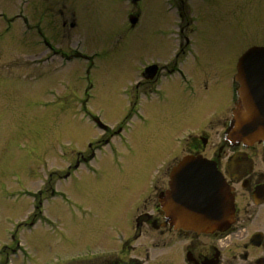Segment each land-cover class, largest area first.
<instances>
[{
	"label": "rangeland",
	"instance_id": "1",
	"mask_svg": "<svg viewBox=\"0 0 264 264\" xmlns=\"http://www.w3.org/2000/svg\"><path fill=\"white\" fill-rule=\"evenodd\" d=\"M4 1L7 2L3 4L0 0V7L11 17L22 8L21 0ZM227 2L229 9L225 16L229 24L215 21L213 31L217 32L212 37L215 42L209 35L205 39L208 25L192 23L196 28L193 53L204 55L212 52L216 56L232 58L234 53L239 55L255 44L246 42V37L253 35V28L249 20L248 29L245 26V3L243 0ZM69 3L73 8L70 5L67 8L68 20L76 19L86 33L84 36L83 32L74 31L72 41L79 42L82 45L79 50L92 57V63L80 60L70 64L68 69L72 73L69 79L72 82L59 76L57 83L52 85L50 81L54 75L47 73L49 77H43V69L37 75L35 63L27 60L37 52L34 49L11 51L6 61H0L6 64L5 71L0 72V91L7 93L2 100L7 105L5 109H0L5 113L0 129H6L0 137V263L84 264L99 260L122 247L131 237V221L137 209L144 211L141 202L147 191H127L120 183H113V179L108 181L107 176L109 171L117 173L141 163V139L130 138L127 145H118L115 151L108 147L95 150L92 156L88 144L94 145L100 135L86 118L81 121L79 113L76 115L75 112L74 122L71 121L68 101L75 98L73 91L83 92L91 86L87 112L109 128H124L122 123L130 115L125 92L130 89V82L135 80L138 69L144 67L145 63L161 64L170 58L157 49L149 51L148 44H154V41L147 39L154 38L164 44L175 37V17L169 12L168 0H70ZM136 3L137 6H131ZM261 11L264 12V4ZM132 12L139 13L138 26L134 29H130L128 22ZM201 59L199 71L216 69L215 64H206L203 56ZM185 69L188 77H195V70ZM212 80H209L210 84ZM197 85L192 83L198 95ZM216 87L221 95L225 93H222L223 82ZM114 90L118 96H114ZM108 92L110 95H106ZM185 94L187 97L196 95H191L190 89ZM114 101L120 105L107 104ZM173 111L183 119L179 109L170 110ZM154 112L168 114L167 108L163 109L162 106L150 107L144 111V119L152 123ZM137 123L133 125L132 121H128L126 128H133L129 132L131 136H135L132 134L135 126L138 130L142 128V124ZM196 129L197 125L193 127L185 122L182 130L172 138L168 152L158 158L153 157L154 160H151L152 156L148 157L155 175H160L173 165L175 157L180 159L184 154L183 149L189 144V135ZM217 129L219 134L223 132L221 126ZM209 144H220L219 138L213 137ZM28 149L36 150L38 155L43 154L39 166L48 165L58 169L59 177L56 180L63 194L47 206H42V217L47 220L36 222L30 231L23 227V223L30 227L28 214L33 204L29 194L35 193L31 189L35 182L22 180L17 173H10L11 169L20 170ZM68 167L71 168L69 171ZM239 223L238 234L233 237L235 249H243L251 234L264 232L263 218ZM19 225L23 229L20 230ZM19 244L24 248L22 252L25 251L23 257L20 253H16L17 257L12 254ZM148 244L146 237L137 241L139 247Z\"/></svg>",
	"mask_w": 264,
	"mask_h": 264
},
{
	"label": "flooded vegetation",
	"instance_id": "2",
	"mask_svg": "<svg viewBox=\"0 0 264 264\" xmlns=\"http://www.w3.org/2000/svg\"><path fill=\"white\" fill-rule=\"evenodd\" d=\"M6 2L2 0L1 3ZM69 2L70 0H21L22 8L12 17L0 7V61H6L11 51L34 49L37 52L27 60L35 63L37 75L39 70L43 69V77L48 78L47 73L54 75L51 77L53 80L50 81L52 85L57 83L56 79L59 76L70 82L72 73L68 69L70 64L80 60L91 63V59L79 50L82 47L79 42L72 41L73 32L82 33L83 30L76 19L68 20L70 19L67 13ZM243 2L246 14L245 26L248 29L249 20L253 28V35L246 37V42L255 44L247 47L239 55L234 53L231 55L232 58H224L213 55L212 52L204 55L193 53V35L196 33V28L192 23L208 25L205 39L209 35L215 42L212 39L217 32L213 31L215 21L229 24L225 16L229 9L227 0H168L169 12L175 17V37L168 39L164 44L148 37L147 40L154 41V44H148L147 49L149 51L153 48L157 49L170 58L161 64L145 63L144 67L138 69L135 80L130 82V89L125 92L130 106V118L127 117L123 121L124 128H109L101 122V125L96 124V120L99 119L87 112L91 86L83 92L79 90L72 92L75 98L72 97V100L68 101L71 121L74 122L75 112L76 115L82 112L100 135L94 145L88 144L92 156L95 150L108 147L115 151L116 146L127 145L130 138L141 139L139 150L142 155L141 163L117 173L109 171L107 176L108 181L113 179V183H120L127 191L132 189L145 191L144 193L147 191L141 202L144 211L139 212L138 208L131 221V237L120 249H114L107 256L84 264H264L263 231L251 234V237L259 236L260 244L257 246L253 244L251 237L248 243L244 244L243 249H235L233 245V237L238 234L241 225L239 221L251 222L264 219V144L244 145L231 143L225 139L226 130L232 124L234 112L240 105L239 84L236 81L238 60L246 50L252 47H264V12L261 11L264 0H243ZM131 6H137V3ZM133 16L138 18L133 12L129 14V17ZM137 25L138 22L131 29L136 28ZM83 35L86 36V33L83 32ZM202 56L206 64H215L213 66L216 69L199 71ZM0 66H2L0 72L5 71L6 64L0 63ZM185 68L195 70V77H188ZM62 72L63 74L60 75ZM209 80L213 83L210 84ZM194 82L198 84V95L192 87ZM219 82L224 83L223 95L217 91L216 86ZM188 89L191 95H196L187 97L185 93ZM6 94L3 90L0 91V109H5L7 105V102L2 101ZM114 96H118L115 90ZM107 104L120 105L116 101ZM161 106L163 109L167 108L168 114L160 115L154 112L152 123L144 119L145 110ZM171 109H179L183 119L175 111L170 112ZM4 114L0 112V125L4 124ZM128 121H132L133 125L135 122L142 124L140 130L135 126L132 132L135 136L129 133L133 128L131 130L126 128ZM185 122L193 127L197 125V129L189 135L187 140L189 144L182 151L184 154L179 160L175 157L173 165L166 171L158 176L155 175L154 168L149 166L148 157L158 158L168 152L173 142L172 138L182 130ZM219 126L223 128L221 134L217 129ZM5 131V128L0 129V137ZM213 137L219 138L220 144L210 145L209 141ZM36 152L28 149L20 170L11 169L10 172L17 173L22 180L35 182L34 187L31 188L35 193L29 194L33 204L28 214L30 227L24 226L23 223V227L28 231L35 227L36 222L45 221L46 218L42 217V206H47L63 195L57 185L58 169L48 165L39 166L43 154L38 155ZM187 156H201L213 162L230 188L234 196L233 223L224 230L209 233L186 230L175 224L173 214L163 210L161 201L167 199L169 194L172 195L170 188L172 169ZM70 169L68 167L67 171ZM41 171L44 172L43 179ZM142 237H146L149 241L145 247L137 245V241ZM22 249L19 244L12 254L16 255L19 252L23 256ZM0 264H8V262Z\"/></svg>",
	"mask_w": 264,
	"mask_h": 264
},
{
	"label": "water",
	"instance_id": "3",
	"mask_svg": "<svg viewBox=\"0 0 264 264\" xmlns=\"http://www.w3.org/2000/svg\"><path fill=\"white\" fill-rule=\"evenodd\" d=\"M238 73L242 108L235 115L227 139L244 144L264 143V48L248 50L239 61ZM171 176L173 193L167 208L177 218L179 227L208 232L232 221L233 196L211 162L184 158Z\"/></svg>",
	"mask_w": 264,
	"mask_h": 264
},
{
	"label": "bare ground",
	"instance_id": "4",
	"mask_svg": "<svg viewBox=\"0 0 264 264\" xmlns=\"http://www.w3.org/2000/svg\"><path fill=\"white\" fill-rule=\"evenodd\" d=\"M151 160H154V158H153V159H151Z\"/></svg>",
	"mask_w": 264,
	"mask_h": 264
}]
</instances>
